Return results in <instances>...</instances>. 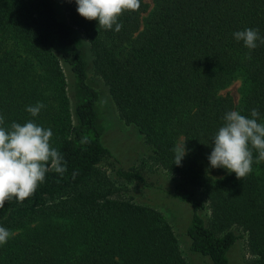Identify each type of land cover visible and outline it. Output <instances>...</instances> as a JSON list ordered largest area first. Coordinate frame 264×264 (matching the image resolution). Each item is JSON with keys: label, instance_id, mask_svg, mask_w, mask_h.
Listing matches in <instances>:
<instances>
[{"label": "trees", "instance_id": "1", "mask_svg": "<svg viewBox=\"0 0 264 264\" xmlns=\"http://www.w3.org/2000/svg\"><path fill=\"white\" fill-rule=\"evenodd\" d=\"M60 1L70 25L54 0H0L2 126L32 120L50 128L66 166L63 175L49 171L25 201L13 197L0 208V227L13 233L0 245V264H190L163 215L114 197L99 166L109 151L90 71L120 119L179 179L169 195L189 211L183 236L189 255L200 260L195 264H234L245 237L251 264H264V161L239 180L208 160L227 111L251 118L257 109L264 122V44L249 50L233 35L253 28L264 37V0H152L150 10L140 0L138 10L119 17V32L83 18L75 0ZM238 80L235 106L221 93ZM37 103L45 107L32 117L26 108ZM185 141L187 155L177 166L173 149Z\"/></svg>", "mask_w": 264, "mask_h": 264}, {"label": "clouds", "instance_id": "2", "mask_svg": "<svg viewBox=\"0 0 264 264\" xmlns=\"http://www.w3.org/2000/svg\"><path fill=\"white\" fill-rule=\"evenodd\" d=\"M71 2V0H69ZM78 13L89 21H99V29L121 31L123 25L119 17L126 10L136 11L140 0H75ZM237 41H242L249 50L264 44L258 29L247 28L233 33ZM98 39V38H97ZM248 59H251L249 53ZM45 107L42 103L28 106L26 111L37 117ZM260 113L252 109L251 118L240 111L230 110L223 116V125L214 136L208 160L212 168L226 169L243 180L252 172L253 163L264 161V122H258ZM4 118L0 116V208L10 198L25 201L33 195L39 184L43 183L49 171L61 175L66 171L63 157L51 144L53 132L32 120L20 124L13 122L5 128ZM174 164L181 166L187 155L186 141L178 143L173 149ZM258 153L254 160L253 152ZM13 235L8 229L0 227V245L7 243Z\"/></svg>", "mask_w": 264, "mask_h": 264}, {"label": "rangeland", "instance_id": "3", "mask_svg": "<svg viewBox=\"0 0 264 264\" xmlns=\"http://www.w3.org/2000/svg\"><path fill=\"white\" fill-rule=\"evenodd\" d=\"M54 1L58 16L67 25H70L61 1ZM145 2L150 10L152 7V0H145ZM146 15L147 14L143 15V19ZM72 29L76 41L87 49L88 46L82 33L76 28ZM88 59H91L90 54H88ZM64 70L68 76L67 69ZM90 76L100 91L98 114L100 126L103 131L102 142L109 151V155L99 166L112 181L115 191L114 197L129 200L133 203L157 210L171 225L182 255L187 262L190 264L200 262V260L189 255L188 242L183 236L189 211L185 206L171 199L169 195L171 188L176 183L180 182L179 179H174L168 175V173L154 160L151 147L138 133L136 128L124 123L120 119L112 97L101 78L93 75L92 71H90ZM240 86L241 82L238 80L221 94L230 96L233 99L234 105L237 106L240 98ZM119 170L121 172L138 174L143 181L140 182L135 179L126 181L118 176L117 172ZM204 204L207 206L205 201ZM203 216L206 219L209 218V211L205 210ZM238 231L240 232V230ZM253 259V256L248 251L245 237L239 241L235 249L233 263L251 264Z\"/></svg>", "mask_w": 264, "mask_h": 264}]
</instances>
